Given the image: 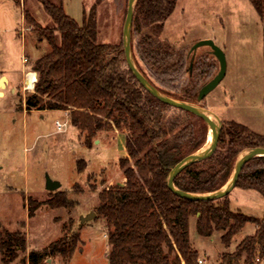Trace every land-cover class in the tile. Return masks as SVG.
I'll return each mask as SVG.
<instances>
[{"label":"trees","instance_id":"1","mask_svg":"<svg viewBox=\"0 0 264 264\" xmlns=\"http://www.w3.org/2000/svg\"><path fill=\"white\" fill-rule=\"evenodd\" d=\"M13 1L20 6L21 0ZM36 1L53 27L39 28L24 11V20L35 27L50 48L31 67L30 71L37 74V83L25 98L26 112H67L69 125L79 132L86 149L92 148L98 133H124L126 156L118 161L123 185L101 191L95 211L107 229V264H197L198 254L188 238L191 217L196 218L200 237L221 233V243L226 248L245 225H254L255 234L246 237L233 253L222 254L219 263L259 264L264 258V216L258 220L239 210L232 211L229 196L215 202H191L178 198L166 186L169 171L205 145V123L188 112L162 104L146 92L126 64L122 43L97 44L95 7L79 26L65 15L61 3ZM176 1H137L131 27V43L134 36L138 37L133 59L141 75L161 94L199 105V89L215 74L199 68L198 59H194L190 71L191 54L177 53L160 40L163 23L172 14ZM248 1L264 27V0ZM143 29L147 33L140 36ZM185 75L187 82L175 86ZM251 148L264 149V138L235 123H225L214 154L184 169L173 184L190 194L214 192L230 178L240 151ZM85 170L86 163L77 161L76 172L82 174ZM235 189L255 192L264 199V158L243 167ZM50 195L46 204L51 209H65L72 204L66 192ZM27 204L28 218H32L40 205L29 199ZM4 234L0 250L10 259L25 251L21 233ZM78 242V234L64 237L41 251L30 252L28 263L40 264L55 256L68 263Z\"/></svg>","mask_w":264,"mask_h":264},{"label":"rangeland","instance_id":"2","mask_svg":"<svg viewBox=\"0 0 264 264\" xmlns=\"http://www.w3.org/2000/svg\"><path fill=\"white\" fill-rule=\"evenodd\" d=\"M51 1L61 3L65 15L79 26L95 7L97 44L122 43L128 0H103L99 4L97 0ZM24 11L39 28L53 27L36 0H21L20 6L13 0H0V74L7 76L11 84L4 87V79L0 83V240L6 239L4 232H19L26 242L25 251L17 252L14 259L0 250V264H29L30 252L41 251L73 234H78L79 242L68 263L55 256L40 264H107L110 248L105 222L96 216L87 218L95 214L101 191L123 184L118 161L126 156L124 133H98L96 143L86 149L79 132L69 125L67 113L26 112L24 101L31 93L22 91L24 75L50 48L35 27L24 20ZM146 33L143 29L140 36ZM160 40L177 53L187 54L205 40L221 49L224 77L199 106L211 112L222 127L235 123L264 138V27L248 0H177L163 23ZM137 42L134 36L132 56H136ZM194 59L205 72L214 75L218 71V63L207 47H199ZM186 82L185 75L174 85ZM12 86L16 91L11 93ZM57 122L64 124L61 130L56 128ZM207 144L206 139L202 148ZM79 160L86 163L82 174L76 172ZM46 179L60 184L58 191L67 193L71 206H47L51 195L45 189ZM27 199L40 205L32 218H28ZM229 202L232 211L239 210L258 220L264 216V199L255 192L234 189ZM255 230L254 225H245L226 248L221 233L202 238L196 230V218L188 222L190 245L203 264H220L222 254L233 253ZM259 264H264V258Z\"/></svg>","mask_w":264,"mask_h":264},{"label":"water","instance_id":"3","mask_svg":"<svg viewBox=\"0 0 264 264\" xmlns=\"http://www.w3.org/2000/svg\"><path fill=\"white\" fill-rule=\"evenodd\" d=\"M138 0H128L126 18L123 25L122 30V46L123 52L126 60V64L132 73L133 77L136 81L144 88L146 92H148L153 98L170 106L174 109L182 110L188 112L195 116L196 118L201 119L205 125L207 126L208 132L212 136V140L204 147L198 150L197 152L185 157L181 160L175 167H173L167 177H166V186L170 192H172L175 196L180 199H184L191 202H215L223 200L228 197L230 193L235 189L237 180L239 175L243 169V167L250 161L257 158H264V149L262 148H251L243 150L237 157L233 171L231 173L230 178L222 186L220 189L207 193V194H190L186 192H182L175 188L173 182L174 179L187 167L208 160L216 151L218 137L221 131V123L220 121L206 108H203L199 105L190 104L178 100H174L169 98L163 94H161L157 89H155L151 84H149L145 78L138 71L131 51V27H132V19L135 5ZM199 47H207L210 50L211 56L215 58L218 63V71L215 76L209 80L206 84H204L198 91L196 102L200 104L202 100L212 91L214 90L225 74V58L221 49H219L215 44L210 40H205L199 42L196 46H194L190 51L191 58L189 61V70H192L195 52ZM96 143V142H95ZM46 191L53 193L60 189V184L57 182H53L50 179H46ZM95 214L92 213L87 220L94 217ZM198 216V214H197Z\"/></svg>","mask_w":264,"mask_h":264},{"label":"built area","instance_id":"4","mask_svg":"<svg viewBox=\"0 0 264 264\" xmlns=\"http://www.w3.org/2000/svg\"><path fill=\"white\" fill-rule=\"evenodd\" d=\"M23 63H27V59L24 58L23 59ZM24 84L22 87V91L23 92H30L32 93L34 90V86L37 83V74L35 72L29 71L24 75V80H23ZM28 83H30V86L28 85ZM64 127V124H60V123H56V128L58 130H61ZM197 264H203V262L201 260L197 261Z\"/></svg>","mask_w":264,"mask_h":264},{"label":"crops","instance_id":"5","mask_svg":"<svg viewBox=\"0 0 264 264\" xmlns=\"http://www.w3.org/2000/svg\"><path fill=\"white\" fill-rule=\"evenodd\" d=\"M2 79L5 80L4 87H10V86H11V84H10V80L8 79L7 76H5V75H3V74H0V83H1V80H2ZM10 90H11V93L16 91L15 88H13V86L10 88ZM64 113H67V112H64ZM97 143L100 144L101 142H100V141H97ZM94 144H95V142H94ZM122 185H123V184H122ZM122 185H121V186H122Z\"/></svg>","mask_w":264,"mask_h":264},{"label":"bare ground","instance_id":"6","mask_svg":"<svg viewBox=\"0 0 264 264\" xmlns=\"http://www.w3.org/2000/svg\"><path fill=\"white\" fill-rule=\"evenodd\" d=\"M28 85L30 86V83H28ZM211 140H212V136H211V134L209 133V134H208V137H207V143H209Z\"/></svg>","mask_w":264,"mask_h":264}]
</instances>
